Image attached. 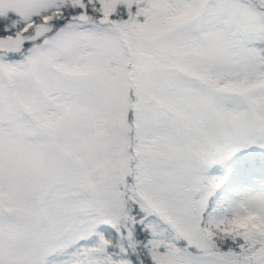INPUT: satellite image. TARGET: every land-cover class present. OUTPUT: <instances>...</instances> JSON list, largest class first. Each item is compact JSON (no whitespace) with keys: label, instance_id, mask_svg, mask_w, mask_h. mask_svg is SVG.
Masks as SVG:
<instances>
[{"label":"snow or ice","instance_id":"obj_1","mask_svg":"<svg viewBox=\"0 0 264 264\" xmlns=\"http://www.w3.org/2000/svg\"><path fill=\"white\" fill-rule=\"evenodd\" d=\"M0 264H264V0H0Z\"/></svg>","mask_w":264,"mask_h":264}]
</instances>
